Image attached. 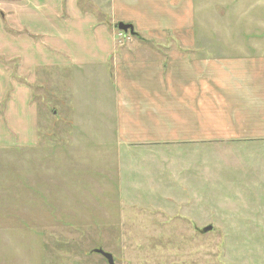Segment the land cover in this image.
Wrapping results in <instances>:
<instances>
[{
    "label": "crops",
    "instance_id": "0c3cea01",
    "mask_svg": "<svg viewBox=\"0 0 264 264\" xmlns=\"http://www.w3.org/2000/svg\"><path fill=\"white\" fill-rule=\"evenodd\" d=\"M146 1L151 2L148 8ZM28 2L0 0L7 9L0 15L5 14L8 22L13 20L16 31L25 22L15 8H25ZM117 2L121 9L131 4V13L121 10L117 17L119 23H136L138 36L120 31L108 11L106 19L119 30L117 33L109 31L103 18L100 23L92 19L65 21L101 29L89 35L95 50L67 51L48 40L56 52L53 54L62 57L52 69L71 72L69 103H74L73 114L64 112L61 119L73 120V143L63 145L58 123L48 132L52 136L50 148L40 145L36 128L33 133L28 128L23 133L21 130L20 143L17 133L6 134L15 137L9 147H0L1 158L20 154L22 158L0 162V264H71L70 258L61 260L54 254L49 236L62 224L75 226L87 212V208L59 207V187L69 186L70 179L60 174L64 162L72 164V178L96 185L95 189L87 187L89 195L83 198L101 203L109 199L106 187L97 185L110 182L99 178L106 177L105 173L109 177L115 170L129 174V169L139 166L147 179L152 172H159L155 177L173 176L175 168L168 160L146 158L142 149L181 148L187 155L194 151L196 157L176 168L180 176L198 171L199 152L206 146L264 142V19H216L214 12L209 18H194L190 0H114V5ZM29 135L32 140L35 136V146L28 144ZM132 148L136 154L125 158ZM159 165L161 169L156 170ZM128 180L122 182L126 185ZM155 183L148 186L156 198L147 194L144 198L163 201L153 188ZM182 184L187 185L184 177ZM64 199L71 200V196ZM9 200L13 201L10 207L3 202ZM97 205L88 204L95 214H90L93 220L103 216ZM84 258L95 260L92 255Z\"/></svg>",
    "mask_w": 264,
    "mask_h": 264
},
{
    "label": "rangeland",
    "instance_id": "374dc122",
    "mask_svg": "<svg viewBox=\"0 0 264 264\" xmlns=\"http://www.w3.org/2000/svg\"><path fill=\"white\" fill-rule=\"evenodd\" d=\"M190 2L193 7L190 14L194 18H209L214 12L216 19H264V0ZM150 3L146 1L147 8ZM27 5L15 8L21 22H25L20 31L13 28V20L8 22L5 14L0 15V147H9L15 137L6 134L17 133L16 140L20 143L21 130L23 133L28 128L33 133L36 128L40 145L50 148L52 136L48 132L58 123L63 131L60 137L63 145L73 143V120L61 119L64 112L73 114L74 103H69L71 72L65 68L56 72L52 69L53 63L62 58L53 54L56 52L52 50V40L57 48L67 51L95 50L97 46L89 35L101 29L80 22L65 24V21L92 19L100 23L109 11L111 21L118 24L117 13L121 10L131 13V4L121 9L118 2L114 5V0H29ZM2 10L7 12L6 3H0V12ZM109 22V31L117 33L119 30ZM18 24L16 26H20ZM59 99L65 104L56 105ZM27 138L28 144L35 146V136L33 140L31 135ZM179 149L141 150L146 158L156 162L168 160L175 168L172 177H155L159 172H152L147 179L142 176L145 170L139 166L129 169V174L121 175L115 170L110 177L108 173L106 177H99L110 181L97 183L102 189L106 187L109 195V199L101 203L98 200L87 202L83 198L89 195L86 188L95 189L96 185H86L72 178V164L64 162L60 174L70 179L69 186L59 187L62 199L59 207L87 208V212L75 226L69 228L62 224L57 232L49 233L54 254L61 260L70 258L71 264H108L101 254L93 253L96 249L111 253L115 264H264V142L206 146L199 152V156L202 155L198 171L180 176L176 168L187 165L196 154L190 151L187 155ZM134 154L136 151L129 149L125 158ZM11 159L22 160L21 154L4 155L0 162ZM160 166L156 170L161 169ZM181 177L186 179L187 185H181ZM124 179H130L126 185L122 182ZM152 181H156L153 188L163 201L144 198L146 194L156 198L148 186ZM45 193L48 195L47 191ZM65 195L71 196V200H65ZM121 195L125 198L120 199ZM170 197L174 199L169 200ZM3 202L9 207L13 203L11 200ZM136 202L148 207L136 208L133 204ZM88 204H98L97 211L103 216L93 220L90 214H95ZM208 226L213 227L212 231L203 233ZM91 253L95 260L84 258ZM48 264L58 263L49 261Z\"/></svg>",
    "mask_w": 264,
    "mask_h": 264
},
{
    "label": "water",
    "instance_id": "95a60500",
    "mask_svg": "<svg viewBox=\"0 0 264 264\" xmlns=\"http://www.w3.org/2000/svg\"><path fill=\"white\" fill-rule=\"evenodd\" d=\"M118 29L124 33H130L131 35L138 36L136 33L135 28L131 24L119 23ZM213 227L208 226L202 230L203 233H207L208 231H212ZM95 253L101 254L107 261L108 264H115L114 257L111 253L105 252L102 249L94 250Z\"/></svg>",
    "mask_w": 264,
    "mask_h": 264
},
{
    "label": "trees",
    "instance_id": "16d2710c",
    "mask_svg": "<svg viewBox=\"0 0 264 264\" xmlns=\"http://www.w3.org/2000/svg\"><path fill=\"white\" fill-rule=\"evenodd\" d=\"M44 69H45V68H44ZM45 70L47 71V70H49V69L46 68ZM33 101H35V99H33ZM67 103H68V101H67ZM55 104L58 105V106H59V105H64V104H65V101L59 99ZM38 108H39V110L42 109V108H40V107H38ZM54 110H57V109H54ZM57 111H58V110H57ZM93 253H95V252H93ZM93 253L89 254V256H90V255H93ZM86 256H87V255H86Z\"/></svg>",
    "mask_w": 264,
    "mask_h": 264
}]
</instances>
